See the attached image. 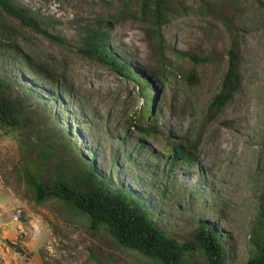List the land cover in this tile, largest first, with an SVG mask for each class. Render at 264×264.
Here are the masks:
<instances>
[{
    "label": "rangeland",
    "instance_id": "rangeland-1",
    "mask_svg": "<svg viewBox=\"0 0 264 264\" xmlns=\"http://www.w3.org/2000/svg\"><path fill=\"white\" fill-rule=\"evenodd\" d=\"M14 2L64 43L0 11V75L8 97L24 101L19 128H0V264H156L117 245L104 227L90 231L87 217L67 204L34 202L26 175L37 166L47 175L67 170L72 154L85 149L100 172L143 192L175 238L190 239L197 220H207L223 232L225 264H246L255 252L251 235L264 231V0ZM155 3L162 5L159 19ZM96 26L105 28L112 50L153 80L157 118L148 134L135 127L145 107L139 83L76 52L86 29ZM233 45L240 88L215 112L210 103ZM25 57L33 77L25 74ZM50 86L60 99L48 94ZM58 134L73 140L70 154ZM138 140L155 157L186 140L191 161L167 169L134 149ZM150 161L155 170L142 173ZM203 263L194 251L186 264Z\"/></svg>",
    "mask_w": 264,
    "mask_h": 264
},
{
    "label": "trees",
    "instance_id": "trees-1",
    "mask_svg": "<svg viewBox=\"0 0 264 264\" xmlns=\"http://www.w3.org/2000/svg\"><path fill=\"white\" fill-rule=\"evenodd\" d=\"M0 11L16 19L21 25L44 35L49 40L58 44L64 43L60 37L45 31L44 22L37 20L14 0H0ZM153 16L155 19L163 16L162 5L159 3H155ZM108 43L104 27H91L86 29L78 41L76 52L83 58L107 65L116 73L130 77L139 83V88L144 95L145 107L141 112L139 123H136L135 127L142 134H148L149 128L152 127L151 124L155 123L157 118L152 93L153 80L151 81L143 73L139 74L137 69L123 56H120L117 50H112ZM156 45L159 49V42ZM227 55L228 66L222 77L220 90L210 103L215 112L220 111L233 98L241 84L239 57L234 45ZM190 58L196 62L200 61L194 55H190ZM24 59V69L30 73L25 74L27 77H33L31 63L27 57ZM39 79L41 78L39 77ZM8 87L6 78L0 75V128L16 130L21 123L20 119L23 115L21 104L24 101L20 96L15 98V101L11 100L8 97ZM46 89L42 90L47 93ZM49 90L48 94L53 98L60 95L57 94L59 92L57 86H50ZM65 92L67 96L70 95L68 91ZM22 93L27 97L31 95V91L27 89ZM57 98L60 99V97ZM140 120H144L145 126L141 124ZM59 136L60 138L57 139L64 145L65 151L70 154L74 149L73 140L66 141L62 139L61 134ZM169 146L170 149L162 157H155L154 151L150 147L148 149L147 144L139 140L134 144V149L148 152L153 156L154 161L162 162L165 166L167 163V169L179 162L182 164V162L189 163L191 161L189 157L191 146L187 144L186 140L174 144L169 143ZM45 153L48 154V151ZM93 158L94 152L89 149H85L83 154L80 153V156L72 154L68 169L57 167L52 175L44 174L38 166L34 165L36 171L26 175L25 178L26 186L31 192L34 202L41 204L49 199H56L67 204L87 217L90 231L104 227L117 245L135 250L152 259L156 264H186L188 258L193 257L194 251L201 252L204 259L203 264L226 263L223 232L217 227L207 220L199 219L191 238L184 241L178 240L155 219L150 203L145 199L143 192H138L139 190L126 182H114L109 172L102 173L97 169ZM114 162L115 158L112 168L116 166ZM140 169L142 173L148 170L154 171L155 165L150 161L149 164H143ZM113 170L115 169L111 171ZM168 178L169 173L166 175V179ZM261 219H264V214ZM259 225V229L263 227L260 221ZM251 241L255 245V252L246 264H264V231L256 230L254 235H251Z\"/></svg>",
    "mask_w": 264,
    "mask_h": 264
}]
</instances>
